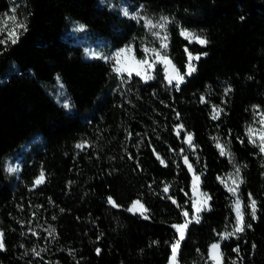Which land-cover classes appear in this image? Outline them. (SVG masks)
Returning <instances> with one entry per match:
<instances>
[{
  "label": "trees",
  "instance_id": "trees-1",
  "mask_svg": "<svg viewBox=\"0 0 264 264\" xmlns=\"http://www.w3.org/2000/svg\"><path fill=\"white\" fill-rule=\"evenodd\" d=\"M133 1L169 18V54L182 74L188 53L200 55L179 89L161 68L145 81L87 56L86 41L112 48L134 42L143 56L146 27L101 0H0V16L16 8L28 29L16 44H0V264H169L178 238L172 226L192 212L184 156L211 199L188 226L179 264H213L209 249L218 241L223 264H264V153L247 132L264 112V0ZM182 29L202 32L208 43L190 42ZM57 78L72 112L47 90ZM214 106L223 109L218 119ZM34 135L41 142L21 153L20 171L10 174L6 157ZM235 164L245 231L221 241L236 222L221 180ZM41 171L45 182L34 186ZM136 200L147 218L128 211Z\"/></svg>",
  "mask_w": 264,
  "mask_h": 264
},
{
  "label": "snow or ice",
  "instance_id": "snow-or-ice-1",
  "mask_svg": "<svg viewBox=\"0 0 264 264\" xmlns=\"http://www.w3.org/2000/svg\"><path fill=\"white\" fill-rule=\"evenodd\" d=\"M11 12L13 13V15H11V16H7V14H5L7 19L2 21V24L4 26H0V33H3L6 30V25H7V22L9 20H11L13 22V27L11 29H7V37L5 39H0V44H7L8 42H11L12 44H16L18 42V39H19L20 31L23 30L24 32H26L28 30L26 19L24 21H20L19 23L16 22L17 21V17L15 15L16 8H12ZM124 14L129 15L127 9H124ZM130 18L133 20H136L137 22H139L140 19H142L139 12L131 14ZM143 19H145L146 26L149 28L150 31L152 29L157 28V27L160 29H165V34L163 36H161V33L159 31L153 32V35L156 36L160 40V48L159 49L145 48L144 52L146 54H148V53L151 54L152 61L149 62L147 57H145L142 60H138V61L134 60V63L136 65L140 66L138 68V67H132V66H125L122 64V62H121L122 55L132 51L131 46H126L125 48L121 49L119 52L116 53L115 65H114L113 70L115 72H117L118 74H121L123 72H127L129 77L132 75L133 72H136L137 75L143 76V78L145 80H150V79H153L154 77L151 75L149 70L153 69L155 64L161 63V64L165 65L164 70L166 73L167 82L169 84H172L173 81H175L176 82L175 86L177 89H179L180 84L183 83V81H184V76L185 75H191L194 71H196L195 66L192 64V61L193 60H199L200 56L197 55L194 57L191 53H188V61L189 62L187 64V71L184 74H180L179 70L176 69L175 65L172 64V60L168 57V55L166 53L164 55H161V53L164 52V50H166L169 46L168 45V39L169 38L167 35V31H166V27H167V23H168V17H161L160 21L157 23H153V21L151 19H148L146 17H144ZM241 19H243V18H241ZM79 27L81 29H83L85 26L80 25ZM181 35L184 36L186 39H189V40L195 39L198 43L203 44V45H206L208 43V40L206 38H202L200 35L189 32L186 29L181 30ZM204 55H207V53H204ZM170 67H171V71H170ZM141 68L143 69L142 71L140 70ZM225 91L226 92L230 91V89H226ZM202 101H203V98H202ZM64 107L68 108V107H70V105L65 104ZM222 111H223V109H220V108H217L214 106V108H213V119H218L220 112H222ZM177 115H179V114H177ZM258 115L260 116L259 124L261 125V127L259 129H254L253 127L249 126V128L247 129V132H248L249 142L254 144V145H257L259 147V151L261 153H264V112H260V113H258ZM183 128H184L183 124H180L177 126L176 133L178 136L180 134V131L183 130ZM186 143L189 144L190 146H192L193 150L195 149V145H193V137H192L191 133H189L187 135ZM86 145H87V141H82L81 143L77 144L76 147L83 149ZM217 146L221 150V155H225V154L230 155V153H226L224 145H221L218 143ZM158 158H159V155H158ZM183 160H184V163L188 166L189 171L193 172V190L197 191L198 187H199V183H200V176L195 174L193 165L189 162V159L187 156H184ZM161 163H164V161L162 159H161ZM235 177L236 178L233 179L232 176L230 175L229 178L232 180L233 186L229 187L228 190L234 196L237 197L235 202H234L235 212H236V222H235V224L232 227V230L230 232L226 231L223 234H221V241L226 240L230 237H238V235L240 233H243L245 231V220H244L245 205L243 204V202L240 200V198L238 196L239 186H240V184L243 183V180L240 178V169L239 168H236V170H235ZM44 182H45V174L43 171H41V173L39 174V176L37 177V179L35 181V185H39V184H42ZM169 187L170 186L165 185L164 192L167 193L169 191ZM202 195H203L204 199L202 201H200L198 204H194L197 215H195L192 219H188L189 213L187 211H184L183 212V215L185 217L184 222L182 224H174L172 226L173 228L176 229V231L178 233V238L171 244V257H170L169 264H179L178 258L180 255V246H181L182 241H184V239H185L189 224H191L193 222V220H195L196 223H199V220H200L199 213L201 211L206 210L208 207V201L211 199V197L207 196L206 193H204ZM250 196H251V194H249V197ZM108 201L113 206L118 207V205H116V203L112 199V197H109ZM173 203H175L174 200H173ZM247 208L250 209V214H251L252 219H256V211H257L256 200L251 199L250 203L247 205ZM128 211L134 212V213L138 212L141 215H145L147 213L148 209L141 203L140 200H136L132 203V205L128 209ZM145 218H147L146 215H145ZM247 227L250 228L251 224H248ZM155 243H158V242H155ZM4 248H5V233H4V231L0 230V250H3ZM33 251H35V250H33ZM96 251H97V254L100 253V249H97ZM233 251L239 253L240 248L237 246L235 249H233ZM36 255H39V253L37 252ZM208 258H209V260H211L213 262V264H223V253L221 251L220 242L213 243L210 246ZM231 264H236V262L232 261Z\"/></svg>",
  "mask_w": 264,
  "mask_h": 264
},
{
  "label": "rangeland",
  "instance_id": "rangeland-1",
  "mask_svg": "<svg viewBox=\"0 0 264 264\" xmlns=\"http://www.w3.org/2000/svg\"><path fill=\"white\" fill-rule=\"evenodd\" d=\"M101 3L110 7L113 10L119 11L121 14H124V9L128 10L129 15H126L128 17L131 16V14L139 12L140 16L142 17V19H140L139 23H142V25H144L147 29V37L142 41V50H143V56L142 57H138L136 54V49H135V44L134 42L129 43L127 45H124L120 48H112L106 45H89L87 44L86 41V45H85V50H86V54L89 58H93V57H101L104 60H108L113 64V67L115 65V57H116V53L119 52L121 49L125 48L126 46H131L132 47V51L123 54L121 57V62L123 65L125 66H132V67H140L139 65H136L134 63L135 61L138 60H142L145 57L148 58L149 62L152 61V56L150 53L146 54L144 52L145 48H156L159 49L160 48V40L153 35V32L159 31L161 33V36H163L165 34V29H160V28H155L152 29L151 31L149 30V28L146 26V21L145 19H143L144 17L151 19L153 21V23H157L160 21L161 17H167L166 15L162 14V13H152L150 12L147 7H145L143 4H138L136 2H134L133 0H101ZM5 14H7V16H11L13 15V13L10 11L6 12ZM5 14H2L0 16V26H4L2 24V21L7 19V17L5 16ZM17 12L15 13L16 17H17V23L20 22L19 17L17 16ZM169 18H168V23H167V27H166V31H167V35L168 38L170 39L169 33H168V25H169ZM13 27V22L11 20H9L7 22L6 25V30L3 33H0V39H5L7 37V29H11ZM77 29L74 30H81V28L79 26H76ZM188 30V29H186ZM189 32L195 33L197 35H200L202 38H205L203 33L200 31H196V30H188ZM169 39H168V45H169ZM85 40H87V38H85ZM189 40V39H188ZM190 42H197L195 39L193 40H189ZM198 43V42H197ZM167 54L168 57L172 60L170 54H169V46L166 50H164V52L161 53V55ZM191 53V52H189ZM194 57L197 56L198 54H193L191 53ZM200 56V55H199ZM189 62V61H188ZM196 62L197 60H193L192 64L194 66H196ZM172 64H174L173 60H172ZM161 68L162 71L165 74L166 77V73H165V65L161 64V63H157L155 64L153 69H150V73L153 77H155L157 70ZM175 68H177V66L175 65ZM141 71L143 70L142 68L140 69ZM179 70V69H178ZM170 71H171V67H170ZM180 72V71H179ZM121 74H128L127 72H123ZM137 75L136 72H133L132 75ZM180 74H182L180 72ZM141 76V75H138ZM143 78V76H141ZM144 79V78H143ZM145 80V79H144ZM152 80V79H150ZM145 81H149V80H145ZM173 83L175 84L176 82L173 81ZM47 90L49 91V93L51 94V96L57 101V103H59L60 105L64 106L65 104H69L70 107L65 108L67 111L72 112L73 111V107L71 105V101H70V97L68 95V91L66 89V86L64 85V83L60 80V79H56V81L52 84H47L46 85ZM259 120H260V116L258 115L256 121L250 125L251 127H253L254 129H259L261 127V125L259 124ZM249 128V127H248ZM187 137V136H186ZM38 143L41 142V138L39 135H34L30 138V140H28L26 143L22 144L17 150L13 151L10 155H8L5 159V165H6V169L10 174H14L15 172H19L20 171V167H21V159H20V155L23 151L27 150L30 148V146L33 143ZM185 142H186V138H185ZM190 148H192V146H190L189 144H187ZM194 145V144H193ZM257 146V145H256ZM225 147V146H224ZM258 147V146H257ZM259 148V147H258ZM193 149V148H192ZM225 151L226 153H230V155L225 154L224 156H228L232 158V154L230 152V150L228 149V147H225ZM236 168H239L238 165H234L233 169L227 173L224 177H222V182L224 184V186H226L227 188L232 187V180L229 178L230 175L232 176L233 179H235V170ZM240 169V168H239ZM195 171V170H194ZM192 174V188H191V203H192V212H188L189 216L188 219H192L195 215H197L196 213V209L194 207V204H198L200 201H202L204 199L203 195L204 192L201 188V183H199V187L197 191L193 190V172L191 171ZM196 175L200 176L199 174H197L195 172ZM240 178L242 179V174H241V169H240ZM243 180V179H242ZM41 185V184H39ZM39 185H35V186H39ZM241 185L239 186V191H238V196L240 198V200L242 201V197H241V193H240V188ZM207 194V193H206ZM233 195V194H232ZM208 196V194H207ZM236 196L233 195V208H234V212H235V205L234 202L236 200ZM210 201V200H209ZM209 201H208V207H209ZM243 202V201H242ZM207 207V208H208ZM202 211L199 213V217L201 215ZM236 214V212H235ZM232 228L227 229V231H231ZM220 242V241H218ZM217 243V242H214ZM213 244V243H212ZM211 244V245H212Z\"/></svg>",
  "mask_w": 264,
  "mask_h": 264
}]
</instances>
